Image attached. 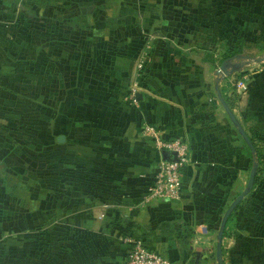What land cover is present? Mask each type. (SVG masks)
Listing matches in <instances>:
<instances>
[{"label":"crops","instance_id":"crops-1","mask_svg":"<svg viewBox=\"0 0 264 264\" xmlns=\"http://www.w3.org/2000/svg\"><path fill=\"white\" fill-rule=\"evenodd\" d=\"M194 2L0 0V264H128L129 235L168 264H217L220 218L253 156L217 98L204 26L192 25L208 8ZM216 7L237 29L243 14L264 19V0ZM245 71L243 84L217 82L257 160L224 225L223 264H264V60ZM35 75L56 97L34 102ZM144 124L188 152L180 195L140 206L161 157Z\"/></svg>","mask_w":264,"mask_h":264},{"label":"rangeland","instance_id":"rangeland-1","mask_svg":"<svg viewBox=\"0 0 264 264\" xmlns=\"http://www.w3.org/2000/svg\"><path fill=\"white\" fill-rule=\"evenodd\" d=\"M194 3H198L199 6H204L206 9L203 15L198 14V10L194 12V17L197 20L193 21L191 24L196 28L197 24L199 27L204 26V35L207 37L208 48L210 53V58H214V64H212V69L217 68L221 58L230 55L235 52H245L251 54H257L264 51V19H256V17L250 14H243L241 16L242 23L240 28L238 25H234V18L236 17L232 12V9L227 13V15H220L217 12V0H194ZM201 14V12H199ZM202 23V24H201ZM2 58V57H1ZM263 62V61H262ZM260 63H255L249 66H253ZM243 67L241 71H236L230 74L226 79V84L231 87L236 83H244L246 78V68ZM224 78V77H223ZM224 83V81H223ZM35 93L34 102L46 100L50 98L51 100L56 95H47V89L42 87L40 77L34 78ZM224 87L221 85V88ZM226 87V86H225ZM46 92V93H45ZM29 107V102L27 105L22 97H19L18 104V115L19 117H24L21 115L24 113L26 107ZM36 106V105H35ZM28 118H30L31 112L28 109ZM33 121H34V135H33V145L35 149H39L43 138L42 134H45L42 130V112L40 110H33Z\"/></svg>","mask_w":264,"mask_h":264},{"label":"built area","instance_id":"built-area-1","mask_svg":"<svg viewBox=\"0 0 264 264\" xmlns=\"http://www.w3.org/2000/svg\"><path fill=\"white\" fill-rule=\"evenodd\" d=\"M147 59L148 52L142 51L135 62V76L141 74ZM129 91L128 98L133 99V90ZM141 132L151 139L158 153L168 151L172 153V157L170 159L158 157L149 181L138 199V204L143 206L156 199L169 200L178 197L181 192L182 171L187 162L186 142L178 136L163 137L160 131L150 124H144ZM123 240L127 244L128 264H168L158 251L148 248L140 238L129 235L124 236Z\"/></svg>","mask_w":264,"mask_h":264},{"label":"water","instance_id":"water-1","mask_svg":"<svg viewBox=\"0 0 264 264\" xmlns=\"http://www.w3.org/2000/svg\"><path fill=\"white\" fill-rule=\"evenodd\" d=\"M264 60V51L257 53V54H251V53H245V52H235L232 53L226 57H223L217 68L215 69V74L217 75L215 80H216V85H215V90H216V95L218 100L221 102L224 110L226 111L229 119L231 122L234 124V126L237 128L238 132L246 142L251 154H252V160L249 168V173H248V178L245 182L244 187L232 198V200L229 202V204L226 206L225 210L223 211L218 229L216 231V244H215V260L217 264H223L222 258H221V238H222V231L225 225V222L234 208V206L239 202V200L248 192L250 189L252 183H253V178L256 170V165H257V160L254 157V146L235 118L234 114L228 107V105L225 103V101L222 99L220 92L217 88V82L220 80V78L227 76L231 74L232 72L238 71L242 69L245 66H249L255 63H259ZM57 141L62 140V135H57L55 138ZM172 157V153L168 151H161V158L163 159H170Z\"/></svg>","mask_w":264,"mask_h":264},{"label":"trees","instance_id":"trees-1","mask_svg":"<svg viewBox=\"0 0 264 264\" xmlns=\"http://www.w3.org/2000/svg\"><path fill=\"white\" fill-rule=\"evenodd\" d=\"M219 91H220V93H221V90L219 89ZM222 94V93H221ZM255 177H256V175L254 174V178H253V181L255 180ZM253 184V183H252ZM223 233H224V228H223V231H222V235H223Z\"/></svg>","mask_w":264,"mask_h":264},{"label":"flooded vegetation","instance_id":"flooded-vegetation-1","mask_svg":"<svg viewBox=\"0 0 264 264\" xmlns=\"http://www.w3.org/2000/svg\"><path fill=\"white\" fill-rule=\"evenodd\" d=\"M226 57V56H225Z\"/></svg>","mask_w":264,"mask_h":264}]
</instances>
